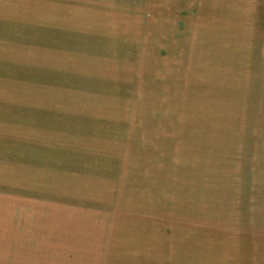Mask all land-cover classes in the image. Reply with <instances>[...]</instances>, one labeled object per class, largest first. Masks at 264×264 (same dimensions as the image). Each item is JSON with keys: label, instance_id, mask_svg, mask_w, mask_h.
<instances>
[{"label": "rangeland", "instance_id": "374dc122", "mask_svg": "<svg viewBox=\"0 0 264 264\" xmlns=\"http://www.w3.org/2000/svg\"><path fill=\"white\" fill-rule=\"evenodd\" d=\"M239 32L238 0H0V264H260Z\"/></svg>", "mask_w": 264, "mask_h": 264}, {"label": "crops", "instance_id": "0c3cea01", "mask_svg": "<svg viewBox=\"0 0 264 264\" xmlns=\"http://www.w3.org/2000/svg\"><path fill=\"white\" fill-rule=\"evenodd\" d=\"M238 6L240 25V98L242 102L243 99L245 100L246 107L248 104L255 107L252 113L249 110V115H254V113H258L259 102L263 106L262 109H264V0H238ZM243 56L246 63L243 61ZM243 83H245V88ZM259 97L262 99H258ZM245 113H247V108ZM260 119L262 118L259 116L256 118V120ZM252 201L254 202V200ZM257 203L258 207L255 210V216L250 214V216L255 217L257 223L253 243L256 252L259 254L258 260L260 264H264V204H261L256 198L255 206ZM244 235H248V233ZM238 236L239 258L242 259L245 256L246 246H243V233L241 231ZM231 249V257H238L233 243H231ZM257 253H255V260Z\"/></svg>", "mask_w": 264, "mask_h": 264}]
</instances>
